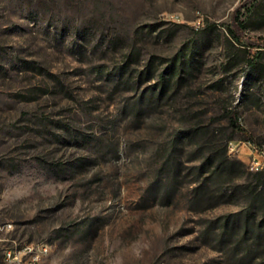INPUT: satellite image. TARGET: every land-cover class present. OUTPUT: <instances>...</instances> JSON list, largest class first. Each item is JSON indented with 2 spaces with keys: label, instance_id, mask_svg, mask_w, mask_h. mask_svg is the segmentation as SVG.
Returning <instances> with one entry per match:
<instances>
[{
  "label": "rangeland",
  "instance_id": "obj_1",
  "mask_svg": "<svg viewBox=\"0 0 264 264\" xmlns=\"http://www.w3.org/2000/svg\"><path fill=\"white\" fill-rule=\"evenodd\" d=\"M256 150L264 0H0V264H264Z\"/></svg>",
  "mask_w": 264,
  "mask_h": 264
},
{
  "label": "built area",
  "instance_id": "obj_2",
  "mask_svg": "<svg viewBox=\"0 0 264 264\" xmlns=\"http://www.w3.org/2000/svg\"><path fill=\"white\" fill-rule=\"evenodd\" d=\"M229 147L231 150L235 149L233 142H230ZM251 168L264 170V151H255L251 161ZM49 252L50 250H42L40 243L25 242L21 245L14 244L12 245V258L5 262L23 264V260H31V264H41Z\"/></svg>",
  "mask_w": 264,
  "mask_h": 264
},
{
  "label": "trees",
  "instance_id": "obj_3",
  "mask_svg": "<svg viewBox=\"0 0 264 264\" xmlns=\"http://www.w3.org/2000/svg\"><path fill=\"white\" fill-rule=\"evenodd\" d=\"M176 58H177V56H174V57H172L170 59L172 65L175 63ZM154 93H155L154 91H151L150 92V96H153ZM157 95L159 96L160 94L158 93ZM230 121H231L232 126L235 129L240 130V131H245V128L239 122V119H238V116H237L236 112H232L231 113ZM233 164H234V162H232L226 156L223 159H221L219 162H217L216 164H214V166H213V164H208V161L207 162H203L201 165H199V169L201 171H210V175L212 177V176H218V175H221L223 173L230 172V170L233 167ZM259 173H262V171L259 172ZM205 184H206V182H205ZM198 188L199 187H197L196 189H198ZM240 218H245V221H246L245 222L246 223L245 225L247 226L245 228V231H247L248 226H249V219H250V215H249L248 212H238V213L232 214L231 216H228L226 218H223V219H225V221H224L225 229L229 227L230 221H232V224H233L234 221H237ZM224 234H225V232H223V235Z\"/></svg>",
  "mask_w": 264,
  "mask_h": 264
},
{
  "label": "bare ground",
  "instance_id": "obj_4",
  "mask_svg": "<svg viewBox=\"0 0 264 264\" xmlns=\"http://www.w3.org/2000/svg\"><path fill=\"white\" fill-rule=\"evenodd\" d=\"M40 247L42 250H48L46 244H40ZM10 258H12V246H8L4 249V260L8 261ZM25 264H31V260H26Z\"/></svg>",
  "mask_w": 264,
  "mask_h": 264
}]
</instances>
